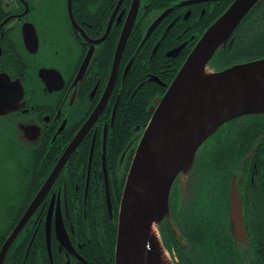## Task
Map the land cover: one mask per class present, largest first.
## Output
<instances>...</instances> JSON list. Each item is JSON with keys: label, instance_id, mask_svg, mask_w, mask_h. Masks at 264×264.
Listing matches in <instances>:
<instances>
[{"label": "flooded vegetation", "instance_id": "af4514ba", "mask_svg": "<svg viewBox=\"0 0 264 264\" xmlns=\"http://www.w3.org/2000/svg\"><path fill=\"white\" fill-rule=\"evenodd\" d=\"M232 1L0 0V253L13 233L0 264H114L121 192L149 108ZM233 179L248 242L232 227ZM178 191L177 179L169 210L180 235L162 221L175 264H261L264 113L217 129L180 202Z\"/></svg>", "mask_w": 264, "mask_h": 264}, {"label": "water", "instance_id": "95a60500", "mask_svg": "<svg viewBox=\"0 0 264 264\" xmlns=\"http://www.w3.org/2000/svg\"><path fill=\"white\" fill-rule=\"evenodd\" d=\"M259 1L233 0L203 31L164 94L149 108L150 117L121 192L114 264H175V256L164 245L162 221L166 218L175 235H180L169 210L176 180L180 202L199 155L217 129L238 117L264 113V57L225 67L215 65L220 49L232 42L233 31ZM134 16L135 12L118 41L106 93L113 85ZM230 188L232 227L238 239L248 242L234 179ZM12 236L2 245L0 259Z\"/></svg>", "mask_w": 264, "mask_h": 264}, {"label": "trees", "instance_id": "16d2710c", "mask_svg": "<svg viewBox=\"0 0 264 264\" xmlns=\"http://www.w3.org/2000/svg\"><path fill=\"white\" fill-rule=\"evenodd\" d=\"M263 6L264 0H260L254 6V8L247 13V15L241 20L236 29L233 31L230 37L232 42L227 43L224 48L220 49L217 54L216 61H219V63L222 62L220 64L222 67L231 65L233 63H239L242 59L255 58L264 55ZM223 11L224 10H221L218 15H220ZM241 62L245 61L243 60ZM261 257V264H264V252L261 254Z\"/></svg>", "mask_w": 264, "mask_h": 264}]
</instances>
